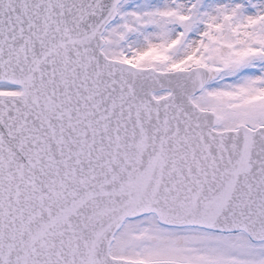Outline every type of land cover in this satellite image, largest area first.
I'll return each mask as SVG.
<instances>
[{
  "label": "snow or ice",
  "instance_id": "obj_1",
  "mask_svg": "<svg viewBox=\"0 0 264 264\" xmlns=\"http://www.w3.org/2000/svg\"><path fill=\"white\" fill-rule=\"evenodd\" d=\"M0 264H264V0H0Z\"/></svg>",
  "mask_w": 264,
  "mask_h": 264
}]
</instances>
